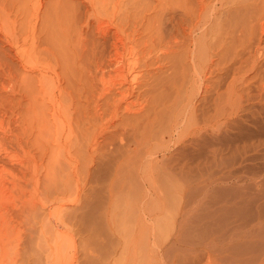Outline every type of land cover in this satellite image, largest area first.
Returning a JSON list of instances; mask_svg holds the SVG:
<instances>
[{"label":"rangeland","instance_id":"obj_1","mask_svg":"<svg viewBox=\"0 0 264 264\" xmlns=\"http://www.w3.org/2000/svg\"><path fill=\"white\" fill-rule=\"evenodd\" d=\"M262 23L264 0H0V180L5 182L0 187V247L6 248L0 264H9L7 250L11 254L14 247L29 264H125L134 221L126 212V189L108 195L115 160L110 157L118 143L104 144V138L130 124L132 147L160 121H173L191 91L200 101V124L207 122L212 104L229 108L227 89L234 77L246 72L245 84L253 85L264 76L252 77L246 62L253 58ZM193 37L213 60V72L202 79L187 57ZM260 46L264 49V41ZM116 55L125 66L121 77L109 66ZM240 61L244 66L238 70ZM102 73L106 85L136 76L130 100L140 95L146 105L142 117L131 118L121 108L112 119L108 99L99 97ZM128 87L125 83L121 90ZM252 87L241 91L243 107L237 111L244 137L234 135L238 127L232 133L236 141L225 135L223 152L215 157L227 164L210 158L211 147L201 152V166L212 160L202 166L212 170L203 172L220 174L222 180L193 189L195 194L184 201L174 196L179 185L171 186L169 177L157 180L158 191L165 194L155 202L154 264L170 259V264H215L199 249L185 251L197 240L224 250L231 259L222 257L227 264L241 263L238 256L244 263L264 264V247L252 240L249 248L244 245L250 237L264 241V218L252 209L257 201L250 208L246 196L253 163L240 148L252 129L244 113L256 102L248 99ZM238 89L236 83L237 94ZM20 207L25 211L16 219L11 213ZM180 220L179 243L173 237ZM255 253L260 256L249 260Z\"/></svg>","mask_w":264,"mask_h":264},{"label":"bare ground","instance_id":"obj_2","mask_svg":"<svg viewBox=\"0 0 264 264\" xmlns=\"http://www.w3.org/2000/svg\"><path fill=\"white\" fill-rule=\"evenodd\" d=\"M199 27L200 26L198 24L193 26L190 34H192L194 31L196 32V29H198ZM260 29H261V36L257 37L256 38L257 41L253 43L254 45L253 58H251V60L246 61L247 63H249L250 61L249 71H253L252 73H254V75L252 77L254 78L255 76L260 75L261 73H264V62H262L264 61V56L260 54L262 53L260 51L264 50L260 46L262 41H264V23L260 24ZM190 43L191 44L189 45L187 51V57L190 60L191 67L195 68L196 70L197 69L199 70V79L200 78L202 79L203 77H205L207 71L211 73L213 72L211 70V67L213 65V60L211 57L207 58L209 53L208 49L203 44H201V42L198 41L197 38L195 37L191 38ZM121 58L122 57L120 55L119 56L116 55V57L109 63V66L112 67V72L114 74L119 73L118 77H121V73L124 72L123 69L125 68ZM243 66H244V61H240L237 69L239 70ZM129 70L130 68H128V71ZM108 76L110 77L111 73H108ZM129 77L124 76L123 78L114 80L116 81V83H113V85L110 84L106 85L107 84L106 75L104 73H102L98 77V81L101 85L99 97L108 99V109L111 110L112 119H114L117 116V113L121 108H123L127 116H130L131 118L134 119H138L142 117L143 112H145L146 110V105H143V102H139V98H140L139 94L135 95V101L130 100V97L134 96V84L133 83L131 84V82H133L136 79V76L132 77L130 81L128 80ZM246 78H247L246 72H244L243 74L234 77L232 79L227 89L228 94L226 98V100H228V104L230 105V107L228 108L227 105H224V107L220 108L218 105L212 104L213 112L211 114H208V120L205 124H200L199 122L197 102L200 101L195 98L194 92L191 91L190 95L186 98L185 102L180 108L179 113L175 116V119L173 121L170 120L167 122L160 121L156 129L153 130V132L149 133L148 135H142L140 139H135L134 145L132 147H130V145L128 144V139L130 137L135 138V134H134V128L130 124H125L122 127L121 132L114 134L111 137L108 136L109 138L108 137L104 138V144L107 143L109 145H114L118 143V147L115 150V152L120 150L119 154L116 157H114L115 152L113 153L112 157H110L112 159L115 158V160L112 166L110 182L107 185L108 195L109 197H113L116 193L120 194L123 192V190L126 189V194H124L123 197L126 205V212L129 218L133 219L134 221L133 234L130 239L129 252L127 254L125 264H154V260H155L154 246H156V244L154 243L152 225L156 213L155 202L160 201L161 198L163 199L164 197L163 194H165V193L162 194L160 190L158 191L157 180L159 179V177H164L165 179V177L167 176L169 177L170 182L174 183V184L171 183V186H174L175 184L179 185L178 189L174 193V196L179 195L180 198L183 199L182 201H184L186 198L188 199L189 197H192L193 194H195L194 191H192L193 189L195 190L197 187L206 183L207 184L218 183V180L221 177V175L219 174L220 177L217 178L216 176L215 178L214 173H213L214 176H211L209 175L210 173H208L209 176H207L206 175L207 173L205 174V172L207 171L205 170H208L210 167L208 169L207 166L206 169L203 168H205L204 165H206V163L212 161L209 160L211 157L213 158L214 161L217 160L215 157H217V154L220 152V150L221 151L223 150L220 148L222 147L223 142H225L221 140L225 139V135L227 137V134L228 135L231 134L232 137V133H234L237 127L239 126L237 125L240 124V122L237 119L238 117L237 111L241 110L243 107L240 104L241 91L249 86H253V87L250 90L251 95L248 97V99L249 101L253 100L256 102H254L253 105L250 106V108L247 109L245 108L244 113L249 115L248 121L250 122L252 129L249 132L247 131L248 139L245 138L246 141L242 142L243 144L239 146L243 152L247 153L249 157V160L248 159L247 160L248 161L251 160V162L253 163V167H252L253 169L251 168L252 170H250L249 173L247 172L248 175L246 177L248 180V182L247 181L246 182L249 183L248 186L246 183V186L252 188L253 190V191H249L251 190L249 188L247 192L248 193L250 192V194L248 195H246L247 193L245 194L247 198H249V202H250V204L248 203L247 204L251 205L250 208H252V205H255L257 201L256 204L257 207H254L252 209L257 208L256 210H257L258 219H261V217L264 218V76H262V78L258 82H255V84L253 85L251 84L246 85L245 84ZM197 80L198 79H196L195 81ZM125 83L129 87L126 90H121V86H123ZM236 83H238V86H240L241 89V90L238 89L239 90L238 94L234 90ZM197 88H201V89L203 88L200 80L199 83L197 84ZM231 103L233 105H231ZM204 115L206 114L202 113V117ZM218 115L220 116L223 115L222 120L221 118L219 119ZM248 121L245 122L249 124ZM165 123L167 125L165 127H162L163 125H165ZM111 124L114 125V122H112ZM240 129L241 128L237 129V132H235L234 135H236V137L239 136L244 137L243 135L244 132L242 133V131H244L245 129L242 131ZM103 135L104 133L101 136L103 137ZM227 138H226V142L227 141L230 142L229 140H227ZM232 138L234 139L235 137ZM233 139H232V143L234 140L236 141L237 138L234 140ZM228 142L227 144L226 143L225 144L227 146L228 145L230 146ZM235 145L237 146V144ZM235 145L233 147H235ZM203 147L206 148L208 147L207 148L208 150L211 147L210 155L212 156H210V158L208 156L209 161L206 162L205 159H204L205 162L202 161L203 163H205L204 165H202L203 166L202 168L201 166L202 163H200L199 159L201 158L200 156H202L201 155L202 150L204 151ZM230 149H232L233 151L232 147H230ZM230 149L228 148V152ZM245 158H247V156ZM220 160L218 161V163L217 162L216 163L220 164L221 161L225 162V160H221V161ZM248 164L251 163H247V165ZM220 165L219 166L215 165V167H218L217 169L220 170L219 167H222ZM215 167H213V171ZM221 169H223V167ZM203 170L205 172H203ZM210 170L212 169L210 168ZM224 171L225 170H223V172ZM227 171H225L226 174L229 172ZM233 171L235 172V170ZM225 173L222 174L221 172L222 176H224ZM203 174H205L207 177H205ZM229 174L227 175L230 176ZM230 178L228 179L231 180ZM238 178L239 177H237V179ZM239 179L242 181V179L245 178L243 177ZM220 180H222V177L220 178ZM117 183H119V185L116 187ZM2 186H5V182H3V180H0V187ZM190 186L191 189L189 190ZM22 207H20L19 211H13L11 213L12 216L15 217L16 219L22 217L23 216L22 214L25 211ZM184 214L183 216H185ZM179 222H178L179 224H176L177 226L176 235L175 237H173L175 238V240H177L178 237H180L179 234L182 231L184 220L182 222L180 220ZM250 238L251 239L246 240L247 244L244 243L245 246L248 247V245L250 246L251 244L256 243L258 246H260V248L264 247V245H262L264 241L260 240L261 237L260 239H253L254 237H250ZM179 239H182V237ZM179 239L178 242L180 241ZM262 239H264V237H262ZM248 241H251L252 243L250 244L248 243ZM181 242H183V240H181ZM190 245H191L190 247H192L190 248L188 246L190 248V251L188 250V248H186L185 251L191 252L192 254H196V252L199 249L202 252L206 253L208 258L215 260L216 261L215 264H224V262L226 263V261H224L222 257L225 259L226 258L230 259V257L227 256L228 255L227 253H226L227 255H224L222 253L224 250H220L221 248L216 250L217 246L215 245V243H209L207 245L202 241L197 240V242L191 243ZM5 249H3V247H0V253L1 254L4 253ZM253 249L254 248H252V250ZM9 250H7L10 258L9 264H29L30 260L24 259V257H22V255L19 252L20 251L19 247H14L11 251L12 252L11 254ZM86 251H85L86 256L92 252L91 250L89 251V253L86 254ZM257 256H260V254L255 253L248 255L249 260L252 261L255 260ZM240 257L238 256L237 260L239 261L241 260L242 261L241 263L251 264L249 263L250 261L249 262L247 261L248 263L246 262L244 263V259H241ZM220 260L222 261L219 262ZM170 261L172 260L171 259L169 260V264L171 263ZM232 262H234V260ZM211 263L213 264V262ZM234 263L228 262V264H234ZM241 263H235V264H241Z\"/></svg>","mask_w":264,"mask_h":264}]
</instances>
